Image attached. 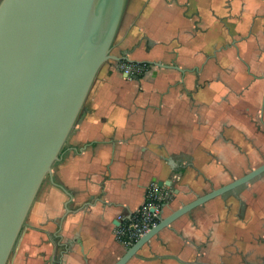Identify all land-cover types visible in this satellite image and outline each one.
Instances as JSON below:
<instances>
[{
    "label": "crops",
    "instance_id": "0c3cea01",
    "mask_svg": "<svg viewBox=\"0 0 264 264\" xmlns=\"http://www.w3.org/2000/svg\"><path fill=\"white\" fill-rule=\"evenodd\" d=\"M113 55L150 72L103 67L8 264H115L152 184L165 218L264 163V0H130ZM239 189L128 264H264V175Z\"/></svg>",
    "mask_w": 264,
    "mask_h": 264
},
{
    "label": "water",
    "instance_id": "95a60500",
    "mask_svg": "<svg viewBox=\"0 0 264 264\" xmlns=\"http://www.w3.org/2000/svg\"><path fill=\"white\" fill-rule=\"evenodd\" d=\"M129 2L0 0V264L9 263L53 179L101 70L130 62L113 55ZM263 175L264 163L161 217L115 264H128L177 219Z\"/></svg>",
    "mask_w": 264,
    "mask_h": 264
},
{
    "label": "built area",
    "instance_id": "2783aa9c",
    "mask_svg": "<svg viewBox=\"0 0 264 264\" xmlns=\"http://www.w3.org/2000/svg\"><path fill=\"white\" fill-rule=\"evenodd\" d=\"M121 67L128 76L133 77H142L148 74L151 69L148 64L127 61ZM165 197L161 188L156 183L152 184L148 189L144 203L137 212L130 217L120 216L118 218V225L114 231L118 242L128 249L130 245L155 227L162 217Z\"/></svg>",
    "mask_w": 264,
    "mask_h": 264
},
{
    "label": "rangeland",
    "instance_id": "374dc122",
    "mask_svg": "<svg viewBox=\"0 0 264 264\" xmlns=\"http://www.w3.org/2000/svg\"><path fill=\"white\" fill-rule=\"evenodd\" d=\"M243 189H245V187H244V188H240V189H239V193L243 192ZM228 195H229V194H228Z\"/></svg>",
    "mask_w": 264,
    "mask_h": 264
},
{
    "label": "flooded vegetation",
    "instance_id": "af4514ba",
    "mask_svg": "<svg viewBox=\"0 0 264 264\" xmlns=\"http://www.w3.org/2000/svg\"><path fill=\"white\" fill-rule=\"evenodd\" d=\"M245 187V186H244Z\"/></svg>",
    "mask_w": 264,
    "mask_h": 264
}]
</instances>
